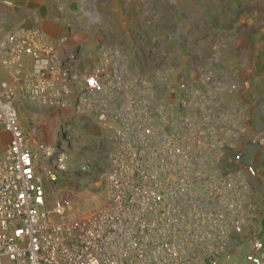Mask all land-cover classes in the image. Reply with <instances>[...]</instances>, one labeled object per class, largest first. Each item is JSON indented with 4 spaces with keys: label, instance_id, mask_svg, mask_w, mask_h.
Masks as SVG:
<instances>
[{
    "label": "built area",
    "instance_id": "1",
    "mask_svg": "<svg viewBox=\"0 0 264 264\" xmlns=\"http://www.w3.org/2000/svg\"><path fill=\"white\" fill-rule=\"evenodd\" d=\"M77 57L66 38L38 27L0 37V68L18 85L0 84V133L9 136L0 151V264H264L256 170L231 168L241 154L228 155L246 134L237 71L217 72L197 55L191 77L173 54L135 73L105 46L78 71ZM25 102L114 123L104 137L108 196L86 218L52 220L65 202L47 209L37 166L49 162L43 177L54 182L65 154L30 143L18 118Z\"/></svg>",
    "mask_w": 264,
    "mask_h": 264
},
{
    "label": "crops",
    "instance_id": "2",
    "mask_svg": "<svg viewBox=\"0 0 264 264\" xmlns=\"http://www.w3.org/2000/svg\"><path fill=\"white\" fill-rule=\"evenodd\" d=\"M8 1L10 7L0 4V16L5 8L9 18L5 21H11L7 30L38 27L53 39L66 38V47L78 52L74 64L78 71L89 67L102 46L118 50L135 73L149 74L156 59L173 54L181 55L183 72L190 71L197 55L217 72L236 70V96L244 108L246 134L228 155L241 154L231 168L244 170L250 165L256 170L250 183L254 200L262 206L264 241V142L258 143L264 138V0H87L93 15L88 20L67 13L74 7L82 10L85 0H61L58 14L52 12L50 0ZM7 30L0 31V37ZM0 84L18 88L2 68ZM105 126L110 132L114 123ZM2 134L6 133H0L1 139Z\"/></svg>",
    "mask_w": 264,
    "mask_h": 264
},
{
    "label": "rangeland",
    "instance_id": "3",
    "mask_svg": "<svg viewBox=\"0 0 264 264\" xmlns=\"http://www.w3.org/2000/svg\"><path fill=\"white\" fill-rule=\"evenodd\" d=\"M67 1L70 3L73 0ZM50 2L52 12L56 10L57 14L60 13L57 4H61V0H50ZM84 2L82 10L76 11L74 7L67 13L75 17L79 15L82 20L93 17L87 0ZM4 13H8L5 8L2 9L0 16L5 21L9 18ZM2 20H0V31L10 29L11 21ZM18 118L30 143L39 141L55 152L65 154V169L54 182L46 181L43 177V168L47 167L49 162L45 161V165L37 166L38 175L45 183L47 209L52 211L55 204L65 202V212L60 216L51 215L52 220L83 219L101 208L108 196L104 183L108 151L104 140L108 133L105 122L97 117H75L26 102L20 103ZM2 136L4 137L0 138V151L9 140L8 134Z\"/></svg>",
    "mask_w": 264,
    "mask_h": 264
}]
</instances>
